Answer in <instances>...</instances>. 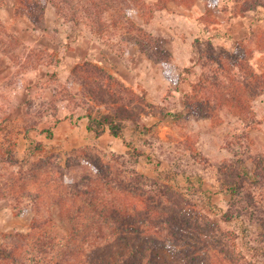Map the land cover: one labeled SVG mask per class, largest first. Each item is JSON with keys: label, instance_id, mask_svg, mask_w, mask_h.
I'll return each instance as SVG.
<instances>
[{"label": "rangeland", "instance_id": "374dc122", "mask_svg": "<svg viewBox=\"0 0 264 264\" xmlns=\"http://www.w3.org/2000/svg\"><path fill=\"white\" fill-rule=\"evenodd\" d=\"M73 1L77 24L70 20L69 9L57 11L49 5L44 28L15 13L10 0L0 3V202L12 210H31L11 179L18 181L19 173H27L39 159L114 157L119 168L142 175L139 193L145 198L154 195L166 207L195 217L196 223L188 219L187 224L198 227L185 235L193 246L181 241L175 251L160 250L163 257L156 260L189 264L183 259L187 249L197 254L191 264H218L223 250L219 239L229 242L225 232L237 234L229 251L240 250L251 258L244 240L264 242V93L246 106L258 118L250 127L239 119V103L229 97L232 89L239 92L236 40L253 41L264 30L263 7L233 17V0H222L215 14L205 13L204 0L167 8L154 0H95L97 9L87 0ZM142 37L149 42L147 48L137 42ZM249 64L260 69L264 53L256 51ZM125 108L133 119L122 114ZM114 112L122 118L123 137L113 139L106 132L71 149L50 138L59 121H88V114ZM169 113L181 114L172 119ZM43 133L45 142L38 139ZM7 149L21 162H11ZM135 149L143 154L135 158ZM243 167L249 175L240 179V196L239 189L236 196L222 191L223 184L239 185ZM167 173L174 178L163 177ZM195 176L202 178L201 187ZM201 189L221 212L209 208ZM243 208L248 211L243 219L252 228L240 238ZM223 212L232 219L221 218ZM137 222L132 227L137 232L127 237L144 250ZM51 230L64 235L68 223L56 222ZM9 241L0 234V249Z\"/></svg>", "mask_w": 264, "mask_h": 264}, {"label": "trees", "instance_id": "16d2710c", "mask_svg": "<svg viewBox=\"0 0 264 264\" xmlns=\"http://www.w3.org/2000/svg\"><path fill=\"white\" fill-rule=\"evenodd\" d=\"M2 1L0 0V3ZM10 1L15 13L26 15L39 27L44 28L49 5L57 11L69 9L70 20L74 24L78 23L74 16L77 13V5L73 0ZM87 1L90 8L97 9L98 3L95 0ZM154 1L159 8H167L170 4L189 7L197 0ZM221 1L204 0L205 13L215 14L214 11L218 9ZM261 7L264 9V0H233L231 15L234 17L251 11L258 12ZM261 17L259 15L258 19ZM137 42L142 49L149 46L144 37ZM236 42L239 52V92L232 89L233 95L229 98L239 103V119L246 127H250L258 123V118L253 112H247L246 106L255 95L264 93V64L257 70L249 61L256 51L264 53V30L253 41L239 38ZM122 114L127 118H134L127 108L123 109ZM179 114L181 113H169V116L176 119L175 116ZM87 128L96 136L105 131L114 137L124 136L122 118L116 112L100 116L88 114ZM6 153L11 162H21L12 154V150L7 149ZM141 154L142 151L135 149V158ZM144 155L151 161L149 154ZM114 160V157L105 160L92 155L60 157L57 161L39 159L29 165L27 173H19L18 181L11 179L20 197L27 198L30 203L32 219L26 231L0 232L2 237L10 238L9 244L0 249V264H23L24 260H29L30 264H162L165 263L163 260L156 259L163 257L160 251L163 248L175 251L181 241L186 247L193 246L191 239L185 235L191 236L188 229L193 225H188L187 220L195 222V217L190 212L181 211V208L166 207L162 200L154 195L145 198L139 193L140 185H144L142 175L133 170L119 168ZM251 169L257 174L254 168ZM247 175L248 167H243L239 172V185L237 182L232 185L223 184L222 191L236 196L239 189L240 196V179L248 177ZM174 176L167 173L163 177L170 180ZM195 179L201 187L202 178L195 176ZM201 192L207 198L209 208L221 212L211 201L207 191L201 189ZM249 197L251 198L250 194ZM251 199L254 200L253 196ZM21 211V208L13 209L14 214ZM247 215L248 211L244 208L239 210V220L242 224V230H239L240 238L249 236L252 228L243 219V216ZM221 218L230 220L232 216L223 212ZM137 220V228L140 230L137 234L145 237L144 250L136 244L133 245L127 237L128 233L137 232L132 230ZM56 222L68 223V233L61 236L54 233L51 228ZM261 226L260 232L264 234V226ZM197 227L195 224L193 229ZM203 235L207 234L203 232ZM224 235L228 236L229 242L219 239L223 250L219 252L222 256H218V264L264 263H258L259 258H264V242L253 243L251 238L244 240L247 251L251 252L249 258L246 252L239 250L238 254L229 251L234 245L230 240L237 237L235 232H225ZM183 259L191 264L198 258L195 250L186 249ZM181 264H184L183 260Z\"/></svg>", "mask_w": 264, "mask_h": 264}, {"label": "crops", "instance_id": "0c3cea01", "mask_svg": "<svg viewBox=\"0 0 264 264\" xmlns=\"http://www.w3.org/2000/svg\"><path fill=\"white\" fill-rule=\"evenodd\" d=\"M87 123V120L79 119V121L76 122L70 118L59 121L54 126H52L50 138L54 142L62 144L65 149L83 146L89 142L91 138L96 136L88 130ZM106 132L108 134V131H105L104 133ZM112 137L113 139L118 138L114 136ZM38 139L44 142L47 141V137L44 133L39 134ZM32 140L33 139H31V141ZM116 143L117 140H114L112 148L116 145ZM27 210L18 214H14L8 203L0 202V232H9L26 228L32 219L31 210Z\"/></svg>", "mask_w": 264, "mask_h": 264}]
</instances>
